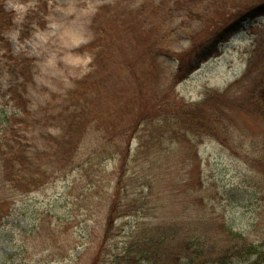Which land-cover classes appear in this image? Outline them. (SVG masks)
<instances>
[{
    "label": "rangeland",
    "instance_id": "1",
    "mask_svg": "<svg viewBox=\"0 0 264 264\" xmlns=\"http://www.w3.org/2000/svg\"><path fill=\"white\" fill-rule=\"evenodd\" d=\"M262 2L5 0L0 158L18 144L20 158L28 163L19 176L31 180L33 190H9L2 197L8 200L0 223V264H93L103 245L115 185L126 169L123 156L136 152L140 132L134 130L144 128L148 117L158 121L163 113L181 112L175 102L189 108L205 103L199 112L210 114L209 121L225 141L204 135L196 145L167 144L170 156L173 147L179 150L166 162L171 172L152 193L136 183L123 197L139 201L150 193L149 205L159 204L156 215H181L185 232L209 226L227 235L231 228L260 244L264 169L247 161V152L258 151L264 135V119L252 114L251 101H264V15L245 19L219 43L215 56L175 82L179 56L187 57L216 29ZM221 92L227 97L205 102ZM93 119L87 136L80 139L81 122ZM103 136L123 142L115 147L121 149L117 164L96 157ZM1 167L0 160V185L11 189ZM134 167L142 171V165ZM3 194L0 187V198ZM126 210L112 246L124 245L141 216L155 214L138 205ZM201 214L205 222L196 223ZM225 238L234 242L229 235ZM253 260L233 257L207 264Z\"/></svg>",
    "mask_w": 264,
    "mask_h": 264
},
{
    "label": "trees",
    "instance_id": "2",
    "mask_svg": "<svg viewBox=\"0 0 264 264\" xmlns=\"http://www.w3.org/2000/svg\"><path fill=\"white\" fill-rule=\"evenodd\" d=\"M4 1L0 0V26H3V23L8 20L6 19L7 13L3 8L4 6H2ZM248 11V14H240L239 18L234 22L222 26L221 29H216L209 40L201 43L198 49L191 50L190 57L189 55L187 57L184 55L179 56L178 60L180 64L175 84L180 83L186 76L198 69L202 62L215 56L219 43L237 32L245 19L264 15V0L258 6L249 8L246 12ZM227 92L229 95V90ZM217 97L225 98L227 96L221 92L216 96H208L205 102L214 100ZM251 101L253 105L252 114L259 115L264 119V101ZM232 102L236 106L242 105L239 100H232ZM175 103L178 108H181V112L176 113L172 111L163 113L158 121H154L148 117L144 120V128L139 126L134 130L135 133L140 132V135L137 136L139 141L135 150L136 152L123 156L124 160L122 163L126 166V169L121 175L122 177L119 182L115 185L109 207V219L106 222L103 233V245H100V249L97 250L96 259L93 264L105 262V257L107 258L106 264L226 263L233 257L243 258L246 262L254 257V260L247 264H263L264 238L260 241V244L254 241L249 242L243 234L234 232L229 228L226 231L227 235L234 241L230 242L228 238H225L227 237L226 234L221 233L222 231L218 232L219 234L215 233L217 230H212L209 226L192 233L185 232L184 225L186 222H180L181 215L174 219H161L160 216L156 215L155 210L159 204L149 205L151 201L149 198L150 193L144 194L142 200L139 201L136 197L133 198L135 201L125 200L123 197V191L130 187L133 188L136 183H141L144 190L147 189L152 193L154 185L156 183L160 184L163 176L171 172L172 168L166 162L172 158L176 151H179L177 149L178 145H196L204 135H213L222 139V142L225 141L220 136L218 127L212 124V120L209 121L210 114L203 111L199 112L205 103L201 105L199 103L193 104L191 108L187 107L185 103ZM95 121L93 119L88 120L86 123L81 122L82 135L80 139H84L87 136L88 130L91 129ZM145 131L148 133L143 134ZM103 139L104 142H101V149L103 150L100 149L101 152L100 150H95L97 152L96 157H100L101 163L113 160L117 164L118 161H121V157H119L121 149H116L115 147L123 142L119 143L115 137L109 138V136H103ZM172 143L178 145L177 147H173V155L170 156V147L166 145H173ZM18 147V144L11 147L2 153L0 158L2 175L7 179L6 184L11 187V189H6L0 185L4 192L0 198V223L5 218L4 215H6L3 207L7 204L8 198L4 200L2 197H7V191L27 194L33 190V182L31 180L26 181V177L19 176V173L23 171L24 165L28 163L20 158V156L23 157V153L21 151L17 152ZM247 156L249 157L247 161L252 164L255 163L259 168L264 169V135L260 149L258 151L254 150L252 153L247 152ZM73 160L72 157L70 161L72 162ZM17 163H19V169H16ZM139 164L142 165V171H138L135 167L133 168V165ZM35 183H37L36 187L42 184L36 181ZM152 202L156 203L157 201L152 198ZM137 205L141 210L148 209L155 214L147 213L145 216H141L143 219L132 224L130 233L125 238L124 245L121 247L118 245L112 246L119 221L121 218L127 216L126 209H136ZM146 215H149V218H146ZM152 215H156V220H151ZM202 217L203 214L199 215L196 223L203 224L206 219ZM201 219H203V222H201ZM102 258L105 260H102Z\"/></svg>",
    "mask_w": 264,
    "mask_h": 264
}]
</instances>
